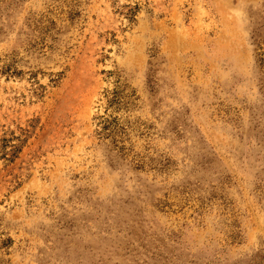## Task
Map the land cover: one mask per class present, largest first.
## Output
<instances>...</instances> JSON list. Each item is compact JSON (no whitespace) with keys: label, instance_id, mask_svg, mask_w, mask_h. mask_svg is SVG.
I'll list each match as a JSON object with an SVG mask.
<instances>
[{"label":"rangeland","instance_id":"374dc122","mask_svg":"<svg viewBox=\"0 0 264 264\" xmlns=\"http://www.w3.org/2000/svg\"><path fill=\"white\" fill-rule=\"evenodd\" d=\"M0 264H264V0H0Z\"/></svg>","mask_w":264,"mask_h":264}]
</instances>
